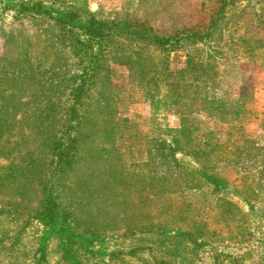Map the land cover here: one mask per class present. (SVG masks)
I'll return each mask as SVG.
<instances>
[{
    "label": "rangeland",
    "instance_id": "374dc122",
    "mask_svg": "<svg viewBox=\"0 0 264 264\" xmlns=\"http://www.w3.org/2000/svg\"><path fill=\"white\" fill-rule=\"evenodd\" d=\"M86 1L0 0V264H264V1Z\"/></svg>",
    "mask_w": 264,
    "mask_h": 264
},
{
    "label": "crops",
    "instance_id": "0c3cea01",
    "mask_svg": "<svg viewBox=\"0 0 264 264\" xmlns=\"http://www.w3.org/2000/svg\"><path fill=\"white\" fill-rule=\"evenodd\" d=\"M78 0H67V2L69 3H75ZM240 24H242L244 26V22L239 21ZM245 31H247L248 33L251 34L252 36V41H250V39L248 38H244L241 39L237 38L236 42L234 43L235 48L237 49L238 47H245L244 48V52H245V57H243L242 59H239V61H249V62H255L253 64H256V67L259 69L257 71H251V72H246L245 73V69H243V65H240V63L238 64V66H236L238 69L236 71H233L234 74H240V75H247L248 73L250 74V76L253 77V82L251 83L250 87L248 90L245 89L244 86H246L247 82L243 80V78L241 77V80L239 81L238 85L235 87V93L234 95H236V99L238 98V96H240V100L244 99V104H246L247 106H252L253 103H255L258 100V96L259 94L263 93V116H264V3H263V41L259 40L255 34H253L251 31H249L246 28V25L244 26ZM238 62V61H237ZM245 64H250V63H245ZM245 68V67H244ZM248 74V75H249ZM236 75V76H237ZM262 78L263 82L262 84L258 83V80ZM255 82V83H254ZM244 91V92H243ZM244 96V98L242 97ZM231 98V97H230ZM264 122V120H263Z\"/></svg>",
    "mask_w": 264,
    "mask_h": 264
},
{
    "label": "trees",
    "instance_id": "16d2710c",
    "mask_svg": "<svg viewBox=\"0 0 264 264\" xmlns=\"http://www.w3.org/2000/svg\"><path fill=\"white\" fill-rule=\"evenodd\" d=\"M58 1H61V2H64V3H69V2H67V0H58ZM264 1V0H263ZM84 2L87 4V1L86 0H84ZM36 5H41V2L39 1V2H37L36 4H35V6ZM73 6H76V5H74V4H71V6H68V7H71L72 9L74 8ZM27 8V10L28 11H32L35 7H26ZM40 8H42L41 6H40ZM68 13H70L69 11L67 12V14ZM81 16L82 18H84V19H87L88 17H90V19L91 20H93V19H99V18H97V15L96 14H93V13H91V11L89 10V8H88V6H86V9H85V11H83L82 13H78V15L77 16ZM100 20V19H99ZM100 23H101V25H102V28H107V29H103V32H107V33H103V34H100V35H105V36H108L110 33H109V30H110V25H111V23H114L115 21L113 20V19H104V20H100L99 21ZM105 30V31H104ZM107 30V31H106ZM112 34H110L109 36H111ZM134 35H136V36H141L140 38H142V40L143 41H151L148 37H147V40H145L144 38V35H139V33H133L132 31H126V29H125V31H121V35L120 36H124V37H131V36H134ZM183 36V35H182ZM185 37L186 38H188L187 37V35H185ZM194 38H196V39H200V40H203V39H205L204 38V36H202V35H198L197 33L195 34V36H194ZM208 38H210L209 36L206 38L207 40H208ZM181 39V38H180ZM259 40H261V41H263L262 39H259ZM233 69H234V67H233ZM228 71H232V67H229L228 69H227ZM228 73V72H227ZM227 75V74H226ZM226 75L222 78V80H221V82L223 83V85H224V88H227L226 87V85H225V83L227 84L228 83V81H227V79H226ZM212 77V76H211ZM225 91H227V89H225ZM229 92V91H228ZM201 93H203V91H201ZM201 95H203V96H205V98H207L208 97V95L207 94H201ZM202 98V97H201ZM204 98V97H203ZM230 106H233V107H235V105H233V104H231L230 103ZM237 107V106H236Z\"/></svg>",
    "mask_w": 264,
    "mask_h": 264
}]
</instances>
